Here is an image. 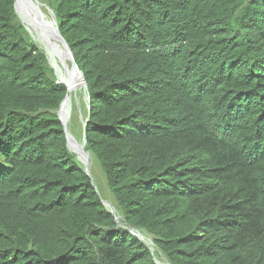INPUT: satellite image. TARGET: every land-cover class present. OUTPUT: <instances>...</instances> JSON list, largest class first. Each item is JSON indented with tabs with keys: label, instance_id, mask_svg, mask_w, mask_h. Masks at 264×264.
<instances>
[{
	"label": "trees",
	"instance_id": "16d2710c",
	"mask_svg": "<svg viewBox=\"0 0 264 264\" xmlns=\"http://www.w3.org/2000/svg\"><path fill=\"white\" fill-rule=\"evenodd\" d=\"M46 3L120 223L67 146V85L0 0V264H264V0Z\"/></svg>",
	"mask_w": 264,
	"mask_h": 264
},
{
	"label": "water",
	"instance_id": "95a60500",
	"mask_svg": "<svg viewBox=\"0 0 264 264\" xmlns=\"http://www.w3.org/2000/svg\"><path fill=\"white\" fill-rule=\"evenodd\" d=\"M15 9L19 18L26 25L33 39L40 45V47L43 48L44 52L46 53L51 66L55 70L56 76L58 78V82L67 85L68 88L67 95L61 102L60 107L56 110V112L59 114V117L64 125V129L66 131V136H67L68 148L76 154L77 160L83 165L85 172L91 178L92 183L95 186V182L92 177L89 166L90 164L79 158V153L81 151L80 148L86 151L87 153H89L90 155V152L86 150V144H87V124L90 118L91 103H90V93L88 89V84L84 72L79 67L69 43L67 42V40L60 31L56 13L48 5V3H43L41 0H15ZM29 25L32 26L29 27ZM48 47H50L51 51L53 52L64 51L66 60L69 62L70 65L69 67L70 73L68 75H63L65 78L61 76V74H59L57 66L51 60ZM75 83L76 85L81 84L88 109V116L83 121L82 143H80L76 139V137L72 134L68 125V121L72 116V110H73V101L71 100L70 92L71 89L76 86L74 85ZM66 104L68 105V112H69L67 119H65L61 113L62 108ZM103 202L106 205V207L116 215V209L114 205L110 201L105 199H103ZM116 219L118 223H120V216L116 215ZM131 231L134 234L138 235L143 241H145L154 251L153 240L151 242H148L143 236H141L139 230L134 227L131 228Z\"/></svg>",
	"mask_w": 264,
	"mask_h": 264
},
{
	"label": "rangeland",
	"instance_id": "374dc122",
	"mask_svg": "<svg viewBox=\"0 0 264 264\" xmlns=\"http://www.w3.org/2000/svg\"><path fill=\"white\" fill-rule=\"evenodd\" d=\"M41 1L43 3H46V0H41ZM62 60H63L62 63L66 64L69 68L70 67L69 62L63 58ZM87 113H88L87 104L84 98V93L82 92L80 94V99L77 98L76 96L73 98V110H72V116L69 122L70 131L80 143H82V139H83V121L85 120ZM90 157H91V163L89 166H90L92 177L95 182V187L98 193L104 196L106 200H108L110 196V191H109V187L107 185L105 176L104 174H102L99 165L97 164L94 156L91 153H90ZM110 202L112 203V201ZM149 237H150V240H152V237L151 236Z\"/></svg>",
	"mask_w": 264,
	"mask_h": 264
},
{
	"label": "bare ground",
	"instance_id": "6f19581e",
	"mask_svg": "<svg viewBox=\"0 0 264 264\" xmlns=\"http://www.w3.org/2000/svg\"><path fill=\"white\" fill-rule=\"evenodd\" d=\"M31 26L29 25V27H31ZM48 51L50 53L49 55H50L51 60L57 66V69H58L59 74H61V76L68 75L70 73V71H69L70 69L68 68V66L66 64H63L62 63V61H63L62 58L66 60V57L64 55V51H56V52H53V51H51L50 47H48ZM74 85H76V83ZM82 92L83 91H82L81 84H77L74 88L71 89V92H70V94H71V100L73 101V98L75 96L80 99V94ZM61 113H62V116L65 119H67L68 114H69V112H68V105L67 104L62 108ZM69 122H70V120L68 121V125H69ZM80 150H81L80 153H79L80 159H82L83 161H86V162H88L90 164L91 163V157H90L89 153H87L86 151L82 150L81 148H80ZM139 233L147 241H150V242L152 241V240H150V237L147 236L146 233H144V232H142L140 230H139Z\"/></svg>",
	"mask_w": 264,
	"mask_h": 264
}]
</instances>
